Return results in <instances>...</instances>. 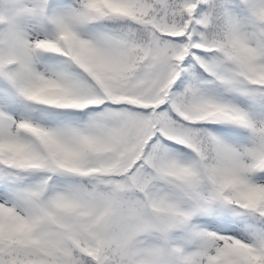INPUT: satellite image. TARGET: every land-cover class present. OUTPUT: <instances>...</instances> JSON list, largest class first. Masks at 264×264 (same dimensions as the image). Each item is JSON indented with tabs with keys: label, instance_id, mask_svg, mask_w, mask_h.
<instances>
[{
	"label": "snow or ice",
	"instance_id": "snow-or-ice-1",
	"mask_svg": "<svg viewBox=\"0 0 264 264\" xmlns=\"http://www.w3.org/2000/svg\"><path fill=\"white\" fill-rule=\"evenodd\" d=\"M0 264H264V0H0Z\"/></svg>",
	"mask_w": 264,
	"mask_h": 264
}]
</instances>
